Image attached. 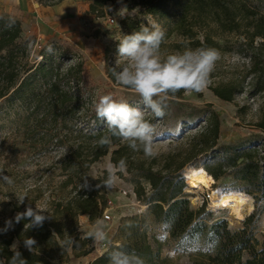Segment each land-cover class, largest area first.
<instances>
[{"label":"trees","instance_id":"trees-1","mask_svg":"<svg viewBox=\"0 0 264 264\" xmlns=\"http://www.w3.org/2000/svg\"><path fill=\"white\" fill-rule=\"evenodd\" d=\"M109 1L113 0H92L89 13L102 12ZM133 1L144 13L158 19L174 18L176 31L195 41L198 46L205 43L219 46L208 34H205V43H201L197 38L199 26H208L213 22L224 32H234L242 25L238 14H242L243 19L252 17V22L246 24L247 39L252 43L259 39L256 50L260 54H252L250 58L261 78V71L264 70V15L257 17L251 8L236 0ZM23 32L19 19L0 16V101L21 105L25 113L21 126L25 129L34 131L42 124L50 126L43 132L39 144L46 147L54 140L66 146V153L61 159L65 178L61 194L50 200L48 208L43 209L48 219L41 227L27 230L24 227L27 220L15 223L14 217H10L14 228L0 233V259L6 261L13 255L11 245L14 242H18L17 250L28 264H56L67 258L68 248H72L76 256L93 252V240L80 233L78 217L88 214L90 220L94 221L108 206L100 180L91 181L88 171L94 162L108 153L111 145H115L117 148L112 153L114 164L118 165L124 159L129 171H132V167L138 163L135 168V192L138 199L148 206L155 221L168 225L174 239H200L205 245L192 264H264V239L260 240L255 233L257 221L264 212V137L256 140L246 137L236 143L220 144L221 123L214 110L204 115V126L190 132L197 128L196 115L197 111H201L195 109L179 121L183 124L182 130L174 126L164 131V135L170 139L183 141L187 138L188 148L184 154L170 155L162 163L157 159L148 165L137 162L135 151L120 138L111 136L96 114L91 116L92 123H86V129L79 128L72 139L66 135L65 140L58 126L63 120L66 121L68 109L83 102L85 64L73 58V62L65 64L66 54H47L45 48L38 54L41 60L31 62L28 42L21 41ZM214 91L223 99H233L229 90L214 88ZM81 109L79 107V113ZM259 126L264 130V122H260ZM46 134L49 135L47 140L43 139ZM103 136H109L111 143L101 146L99 141ZM74 159L79 160L78 168L73 163ZM202 159H208L202 165L205 169H192L209 175L213 180L232 176L253 196L254 210L245 218L242 227L233 229L226 218H213L205 205L196 209L191 207L184 169L189 164L198 166ZM16 211L20 212L22 208L17 206ZM121 229L122 240L118 244L113 243L92 264H109V254L118 246L134 252L143 264H176L162 257L160 250L152 246L140 217L129 218ZM26 236L37 242L33 252L24 247ZM69 238L73 243L66 245L65 241Z\"/></svg>","mask_w":264,"mask_h":264},{"label":"rangeland","instance_id":"rangeland-1","mask_svg":"<svg viewBox=\"0 0 264 264\" xmlns=\"http://www.w3.org/2000/svg\"><path fill=\"white\" fill-rule=\"evenodd\" d=\"M236 2L251 8L257 17L264 15V0H236ZM240 18L242 25L238 31L234 32H224L213 22L208 26L207 24L199 26L197 38L200 42L205 43V34H208L219 46L214 45L215 43L198 46L195 41L185 38L176 31L174 18L158 19L146 14L133 0H113L105 5L102 12L89 13L78 34L69 38L51 37L47 40H38L32 33L23 32L21 41L28 42L31 62H39L41 57L38 54L45 48L47 54H66L65 64H70L74 60H81L85 64L86 81L81 97L83 102L68 109L66 121L63 120L58 126L65 140H67L66 135L72 139L79 128L86 129L88 126L86 123L93 122L91 116L96 114L94 104L99 96L111 94L117 100H124L131 106L144 111L145 119L153 125L154 155L146 156L142 149L135 150L137 162L148 165L155 162V159L162 163L170 155L185 153L188 148L187 138L183 141L170 139L168 135H164V131L167 132L174 126L182 130L183 124L179 121L195 109L201 111H197L196 115L197 128L190 132H195L204 126L203 120L206 118L204 115L214 110L221 123L220 144L236 143L246 137H252L255 140L264 137V130L259 126L260 122H264V70L261 71L260 78L250 58L252 54H260L256 50L259 39L257 38L253 43L247 39L246 24L252 22V17L243 19L242 14H238V19ZM153 24L161 27L166 33L165 43L161 46V52L165 56L183 51L186 45L191 48H213L219 53V59L210 75L207 87L201 92L181 90L174 96H170L162 117H155L145 108L139 95L118 84L112 74V68L116 67L117 71L120 70V66L116 65L120 38L140 31L142 26L151 27ZM214 88L229 90L233 99L221 98L216 95ZM79 107L82 108L81 113H79ZM24 115L21 105L0 101V226L5 225V221L11 216L15 217L19 212L16 211L17 206L22 208L20 212H24L28 206L48 208L50 200L61 194L63 189L62 181L65 177L61 159L66 153V146L54 140L50 141L51 143L46 147L40 145L39 141L43 137V132L50 126L42 124L34 131L25 129L21 126ZM256 135L260 137H254ZM48 138L49 135L46 134L43 139ZM116 148L117 146L111 145L108 153L94 162L88 171L91 181L100 180L108 206L94 221L90 220L88 214L79 215L80 233L88 237L95 222L98 219L104 221L103 227L107 233V239L101 244L93 241L94 252L98 254L104 248L107 250L113 243L118 244L123 238L121 228L129 218L138 216L144 223L152 246L160 250L162 257H167L176 264H192L193 259L204 250L205 245L200 239L194 241L174 239L170 235L168 225L155 221L148 206L138 199L135 192L137 174L135 168L138 163L132 167V171H129L128 166L122 171L114 167L116 177L114 186L108 188L104 185L108 177V164L117 166L112 161V153ZM207 160H200L198 166L189 164L184 169L186 192L191 207L196 209L205 205L206 210L212 212L213 218H226L231 228L238 229L242 227L245 218L253 212L254 207L244 212L243 219H237L230 208L214 205L213 199L231 191H241L251 198L253 196L246 192L242 188V183L232 176L213 180L209 175L192 169L204 168L202 165ZM78 162L77 159L73 160L77 168ZM190 171L208 179L204 188L191 187L188 177ZM143 183L149 188L146 181ZM207 192L211 194L209 199L206 197ZM20 195L27 197L23 204L17 203V197ZM253 203L255 204L254 198ZM106 214L110 215V219H105ZM255 233L257 238L264 239V212L257 221ZM89 258L91 256H76L73 249L68 248L67 258L57 261L56 264H90Z\"/></svg>","mask_w":264,"mask_h":264},{"label":"clouds","instance_id":"clouds-1","mask_svg":"<svg viewBox=\"0 0 264 264\" xmlns=\"http://www.w3.org/2000/svg\"><path fill=\"white\" fill-rule=\"evenodd\" d=\"M123 9H121L122 11ZM120 11V12H121ZM166 33L158 25L142 26L141 30L131 35L122 36L117 46L116 65L112 68L115 80L121 86L133 90L141 98L146 109L155 117H162L167 108V101L181 90L185 92H201L208 83L219 53L213 48H191L185 46L183 51L163 55L161 46L165 43ZM96 117L103 121L111 136L126 142L132 150L142 149L146 156L154 155L153 151V125L145 119V113L139 108L131 106L124 100H117L111 94L99 96L94 104ZM109 136L101 137V146L110 144ZM114 167L124 170L126 161L121 159L117 166L108 164V177L104 185L108 188L114 186L116 177ZM11 183V181H9ZM27 198L24 195L17 197V203L23 204ZM48 219L45 211L40 208L28 206L24 212L16 213L15 223L27 220L24 225L29 230L41 227ZM104 221L98 219L88 237L95 243L101 244L107 239L104 230ZM14 228L13 219L5 221L0 233H7ZM24 247L33 252L36 240L25 237ZM69 238L66 245H71ZM18 249V242L11 245L13 255L7 259H0V264H28ZM109 264H143L141 258L134 252L114 248L109 254Z\"/></svg>","mask_w":264,"mask_h":264},{"label":"crops","instance_id":"crops-1","mask_svg":"<svg viewBox=\"0 0 264 264\" xmlns=\"http://www.w3.org/2000/svg\"><path fill=\"white\" fill-rule=\"evenodd\" d=\"M92 0H0V16H12L21 21L23 31L38 40L51 37L69 38L80 33L83 21L89 15ZM91 252L83 257L93 261L101 255ZM82 257V256H80Z\"/></svg>","mask_w":264,"mask_h":264},{"label":"bare ground","instance_id":"bare-ground-1","mask_svg":"<svg viewBox=\"0 0 264 264\" xmlns=\"http://www.w3.org/2000/svg\"><path fill=\"white\" fill-rule=\"evenodd\" d=\"M189 183L194 188H204L208 179L196 172L190 171L188 174ZM214 205L230 208L235 218L243 219L244 212L253 209V198L241 191H231L218 195L213 199Z\"/></svg>","mask_w":264,"mask_h":264},{"label":"built area","instance_id":"built-area-1","mask_svg":"<svg viewBox=\"0 0 264 264\" xmlns=\"http://www.w3.org/2000/svg\"><path fill=\"white\" fill-rule=\"evenodd\" d=\"M112 21H113V19H112ZM206 197L209 199L211 197V194L209 192H207ZM104 217H105V219H110V215H108V214H106Z\"/></svg>","mask_w":264,"mask_h":264}]
</instances>
